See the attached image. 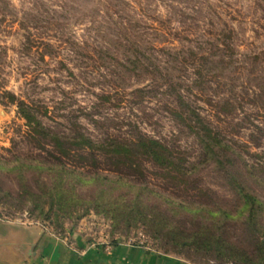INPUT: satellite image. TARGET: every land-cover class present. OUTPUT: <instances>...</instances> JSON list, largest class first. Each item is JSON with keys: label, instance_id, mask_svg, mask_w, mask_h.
Here are the masks:
<instances>
[{"label": "rangeland", "instance_id": "obj_1", "mask_svg": "<svg viewBox=\"0 0 264 264\" xmlns=\"http://www.w3.org/2000/svg\"><path fill=\"white\" fill-rule=\"evenodd\" d=\"M6 91L45 133L27 126ZM20 131L41 142L36 149L22 144L24 153L67 169L30 182L39 178L43 190L56 185L64 198L42 200L43 215L25 208L10 216L13 207L0 204V224L216 264L212 256L167 250L143 226L69 205L108 187L79 181L77 171L88 181L101 175L143 185L131 195L143 192L148 213L158 196L168 197L175 203L170 215L189 230L198 222L179 206L240 217L249 208L220 164L264 203V0H0V154L9 156ZM208 135L226 146V160L204 148L200 136ZM138 136L157 147L158 162L131 150ZM195 166L186 178L175 172ZM4 183L17 191L12 179ZM123 191L109 189L106 199ZM225 231L244 241L236 222Z\"/></svg>", "mask_w": 264, "mask_h": 264}, {"label": "trees", "instance_id": "obj_2", "mask_svg": "<svg viewBox=\"0 0 264 264\" xmlns=\"http://www.w3.org/2000/svg\"><path fill=\"white\" fill-rule=\"evenodd\" d=\"M138 61L142 59L136 54H132ZM131 60V59H130ZM8 99L9 105H17L18 115L26 121L29 128H37L39 132L45 133L41 123L35 119L32 112L23 108L20 99L13 93L6 91L3 93ZM3 98V97H2ZM22 132L20 131L19 134ZM20 141L13 140L12 148L7 150L9 156L0 154V204L13 207V211L7 212V215L13 216L17 212L25 210L31 214L42 209V200L51 198L53 202L62 204L60 200L64 198L63 193L53 184L44 190L43 183L39 178L34 183L30 182V176L42 175L44 171H65L66 166L63 163H53L41 160L40 155L32 153H24L20 146L25 144L32 149L38 148L41 142L32 134L22 133ZM204 148L212 155L221 156L224 160L227 158V153L223 150L226 146L219 143L218 139L212 135L200 136ZM131 150L145 156L153 158L154 161L160 160L157 147H153L151 140L144 136L130 143ZM224 148V149H223ZM39 157V158H38ZM230 158V157H228ZM212 160V159H211ZM218 165V162H214ZM226 175V180L230 188L244 199V205L247 206V212L240 213V217H235L229 212L222 210H205V209H190L187 206H179L183 212L187 211V217H190L191 224L197 220V224H192L195 229H188L185 226H179L173 216L171 199L165 196H158L154 191H150L159 197V201L153 208L152 213L147 212V207L142 200L143 192L133 196L132 192L137 190L143 191V185L135 184L122 177L111 176H95L89 181L83 174H78L79 181L87 183H97L99 180L107 182V189H99L91 197V200L86 201L81 197H75L70 200L69 205L73 210L86 208L93 210L99 214H105L108 218L118 222V224H126L128 227L138 228L143 226L148 235L153 240L163 242V247L167 250L185 251L189 256L196 257H213L216 264H264V203L252 194L244 182L239 181L233 174V171L227 169L221 164L219 165ZM197 170V167H192L190 171L175 168V172L186 178ZM12 179L17 185V191H11L5 181ZM96 185V184H95ZM98 186V185H97ZM124 189L119 194L116 201H112L111 197L107 200L110 190ZM108 191V192H107ZM161 201V202H160ZM69 202V203H70ZM11 210V209H10ZM14 212V213H13ZM44 209L41 210V215L44 214ZM203 212V214H201ZM186 216V215H185ZM243 216V217H242ZM231 222L239 224L242 230L244 241L235 236L227 235L225 228ZM190 224V225H191ZM233 226V225H231ZM238 227V226H235Z\"/></svg>", "mask_w": 264, "mask_h": 264}, {"label": "crops", "instance_id": "obj_3", "mask_svg": "<svg viewBox=\"0 0 264 264\" xmlns=\"http://www.w3.org/2000/svg\"><path fill=\"white\" fill-rule=\"evenodd\" d=\"M68 236L59 238L38 226L1 223L0 264H186L140 247H103Z\"/></svg>", "mask_w": 264, "mask_h": 264}]
</instances>
